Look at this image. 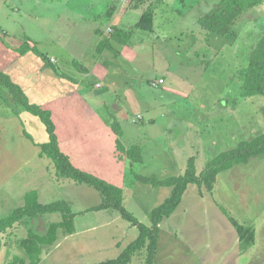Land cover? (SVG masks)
<instances>
[{
  "label": "rangeland",
  "instance_id": "rangeland-1",
  "mask_svg": "<svg viewBox=\"0 0 264 264\" xmlns=\"http://www.w3.org/2000/svg\"><path fill=\"white\" fill-rule=\"evenodd\" d=\"M197 2L180 0L179 9L186 11L192 6L193 15L209 12L202 13L205 5L197 8ZM21 4V0H0V29L18 38L31 37L35 42L46 38L35 32L40 29L37 20L44 16L52 21L58 12L55 4L46 10L35 0H26V9ZM7 14L11 16L9 22ZM244 17L248 27L246 19L241 18L233 36L207 35L200 25H189L191 20L182 27L188 29L184 36H174L166 42L148 41L151 54L143 58L145 63L139 69L148 74L140 80L133 73L134 84L151 94L154 91L148 87V79L165 76L163 87L169 96L162 100L166 104L162 108L171 109L172 115L150 126L139 121V130L148 129L147 137L141 141L130 122L138 121L141 108L135 106L134 100L127 102L131 128L126 141L133 145L146 142V171L139 167L134 170L135 163L132 164L124 204L146 226L151 225L152 211L170 197L172 189L144 184L136 179L137 175L160 181L181 176L191 158L200 174L221 153L264 133V97H241L239 75L264 37V0ZM135 44L141 46L138 41ZM41 50L47 52L44 47ZM6 92L0 88V96L9 98ZM9 110L7 104L0 105V112ZM36 122L37 128L30 129L35 142H48L45 126L39 119ZM17 123H10L8 134L0 130V142L5 141L0 149V219L22 207L25 195L36 190L42 204L64 200L77 215V233L67 237L61 233L59 246L47 248L41 264H99L117 258L137 238V228L116 210L108 214L90 210L102 203L101 194L87 185L57 178L49 163L37 158L33 143L21 135L23 130H16ZM0 126L4 127L1 122ZM222 208L240 224L256 230L255 246L244 255L239 250L236 230ZM61 219L60 213L46 214L29 226L20 225L1 235L0 264L15 256L27 259L19 241L29 227L44 234L50 223ZM146 257L144 251L131 264H146ZM155 264H264V156L219 174L212 193L190 185L179 208L161 225Z\"/></svg>",
  "mask_w": 264,
  "mask_h": 264
},
{
  "label": "crops",
  "instance_id": "crops-1",
  "mask_svg": "<svg viewBox=\"0 0 264 264\" xmlns=\"http://www.w3.org/2000/svg\"><path fill=\"white\" fill-rule=\"evenodd\" d=\"M21 1V5L26 9V0ZM35 1L45 10L51 9L52 4H55V10L58 11L52 21H47L44 16L37 20L40 29L35 32L46 38L35 42L31 37L18 38L11 34L12 32L0 29V70L22 89L31 104L51 113L60 148L78 167L95 172L107 182L127 190L128 163L126 159H121L118 151V136L113 131V121L121 124L124 134L122 141L128 147L133 145L126 141L127 131L131 128L128 123L129 100H134L135 106L141 108L136 118L138 121H130L135 129L134 134L138 135L141 141L147 137L148 129L139 130V121L150 126L160 118L168 120L172 115L171 109L162 108L166 107L162 100L169 96L163 87L166 83L165 76L159 79L164 80V84L156 89L149 84L158 80L149 78L148 87L154 92L146 94L142 87L134 84L136 82L133 73L139 75L136 78L140 80L148 74L139 70L143 67L142 63H145L143 58L151 54L148 52V41L166 42L174 36H184L188 29L182 27L191 20L193 21L189 25H199V19L205 14L193 15L192 6L186 11L180 10V0ZM194 1H198L195 4L197 8L204 4L205 12L202 13H206L221 0ZM145 11L152 12L151 17L146 20L148 24L151 23L152 29L138 30ZM6 16L9 22L11 16ZM243 19L246 18L242 17ZM245 22L248 27L249 21L246 19ZM116 29L134 31L133 46H125L112 39ZM26 40L35 43L37 48L40 47L38 49L49 58L56 69L46 65L33 52L21 55L18 48ZM105 40L110 41L117 55L108 49L97 51L98 46ZM136 41L140 42L141 46L137 47ZM43 47L47 49L46 53L41 50ZM74 61L83 64L88 71L80 72L74 66ZM6 93L9 98L0 96L3 100L0 105L7 104L10 110L0 112V122L4 125L0 126V130L3 134H8L10 123L19 122L14 125L16 130H23L22 136L26 137L27 133L33 138V141L29 138L28 140L34 145L35 155L44 160L39 157L41 149L37 146L44 143L35 142L33 133L30 132L32 127L37 128L36 121L39 118L20 108L9 92ZM8 138L11 140V137ZM1 142L0 149L5 144V141ZM145 143L139 144L142 147L143 161L136 164L134 170L139 167L143 172L146 171L143 157ZM103 212L108 214L111 211ZM44 254L45 251L41 262L44 260Z\"/></svg>",
  "mask_w": 264,
  "mask_h": 264
},
{
  "label": "trees",
  "instance_id": "trees-1",
  "mask_svg": "<svg viewBox=\"0 0 264 264\" xmlns=\"http://www.w3.org/2000/svg\"><path fill=\"white\" fill-rule=\"evenodd\" d=\"M263 0H221L211 11L199 19V25L203 31L216 36L227 37L236 34L235 27L241 18L248 13L249 9L257 8ZM152 12L145 11L138 30L147 31L152 29L151 23H147V17H151ZM149 22V21H148ZM134 31L116 29L112 39L122 45L133 46ZM108 49L116 54L110 45L109 40H105L97 51L102 52ZM21 55L33 52L39 56L46 65L56 67L49 58L43 54L30 40H26L18 48ZM74 66L82 73L88 69L81 63L74 61ZM241 78L240 94L243 98L264 97V37L258 42L247 66L239 71ZM0 88L9 92L17 105L28 113L40 119L46 127L49 135L47 143L37 145L40 147L41 159L49 163V168L53 170L59 179H65L75 184H84L94 188L102 196V203L90 210H116L120 212L122 218L131 223L138 230L137 238L130 243L121 254L99 264H131L134 257L146 251V264H155V257L159 249V236L161 225L169 219L179 208L183 197L190 185H197L212 193L219 174L233 169L237 165H245L254 157L264 156V133L258 135L251 141L241 142L237 148L221 153L208 163L205 170L198 174L195 167V159L191 158L184 174L171 177L166 180H156L154 177L137 175L136 179L153 187H168L172 189L170 197L151 213V225L146 226L140 223L125 207L126 190L107 182L102 176L95 172L84 170L78 167L72 158L60 148L58 137L55 132V125L51 119V113L37 105L29 102L22 89L14 84L10 77L0 70ZM113 131L118 136L117 147L121 159L127 161L129 173L133 168L132 164L142 163V147L130 145L126 147L122 141L123 129L117 121L112 123ZM27 138H33L26 133ZM222 211L229 217L230 222L236 230L239 240V250L242 255L246 254L255 246L256 230L252 226L240 224L230 217L228 212ZM60 213L62 219L59 222L50 223L44 234H38L32 227L27 229V235L20 239L19 246L26 253L27 259L15 256L7 264H40L43 252L50 247L57 246L61 238V233L65 237L76 233L75 218L76 213L71 209L69 203L60 200L50 204L40 202L39 193L36 190L29 191L25 195V202L22 207L17 208L11 215L0 219V238L9 230H14L18 226H29V224L46 214ZM9 231V232H10ZM7 234V233H6ZM29 260V261H28Z\"/></svg>",
  "mask_w": 264,
  "mask_h": 264
},
{
  "label": "built area",
  "instance_id": "built-area-1",
  "mask_svg": "<svg viewBox=\"0 0 264 264\" xmlns=\"http://www.w3.org/2000/svg\"><path fill=\"white\" fill-rule=\"evenodd\" d=\"M164 84V80H158V81H152L150 82V85L152 88L156 89V88H159L161 85Z\"/></svg>",
  "mask_w": 264,
  "mask_h": 264
}]
</instances>
